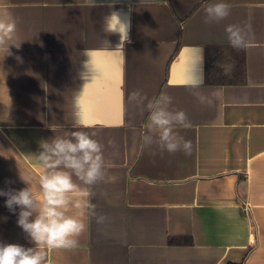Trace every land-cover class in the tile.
Returning <instances> with one entry per match:
<instances>
[{
  "label": "crops",
  "instance_id": "crops-1",
  "mask_svg": "<svg viewBox=\"0 0 264 264\" xmlns=\"http://www.w3.org/2000/svg\"><path fill=\"white\" fill-rule=\"evenodd\" d=\"M214 2L0 0L20 44L0 51V188L38 176L39 143L77 130L97 134L114 177L92 187L103 221L48 264H264V0H224L228 18L206 23ZM246 23L252 44L235 49L225 27ZM105 88L116 103L98 114ZM135 90L186 112L190 155L143 145ZM4 199L0 241L32 246Z\"/></svg>",
  "mask_w": 264,
  "mask_h": 264
},
{
  "label": "clouds",
  "instance_id": "clouds-1",
  "mask_svg": "<svg viewBox=\"0 0 264 264\" xmlns=\"http://www.w3.org/2000/svg\"><path fill=\"white\" fill-rule=\"evenodd\" d=\"M230 5L216 0L204 8L205 22H220L230 15ZM17 23L11 10L0 3V51L10 54L17 46ZM228 43L235 49H247L252 44L249 23L228 24L225 27ZM229 74L233 65L222 66ZM202 103L210 100L200 92L193 93ZM141 114L147 112L146 131L141 140L146 148L155 146L161 152L190 155L192 143L180 135L178 128L190 127L186 112L173 107V97L166 91L149 98L141 90L129 94ZM90 131H72L53 135L39 143L34 153L39 175L18 171L23 187L15 188L17 181L5 180L0 188L4 207L16 216V224L32 246L0 241V264H48V250L75 248L88 229V220L94 217L102 222L91 202L92 187L108 182L104 145Z\"/></svg>",
  "mask_w": 264,
  "mask_h": 264
},
{
  "label": "snow or ice",
  "instance_id": "snow-or-ice-1",
  "mask_svg": "<svg viewBox=\"0 0 264 264\" xmlns=\"http://www.w3.org/2000/svg\"><path fill=\"white\" fill-rule=\"evenodd\" d=\"M104 96H105V105L103 110H97L98 114H102L103 111H106L108 108H111L116 103L112 93L107 88L104 89Z\"/></svg>",
  "mask_w": 264,
  "mask_h": 264
},
{
  "label": "trees",
  "instance_id": "trees-1",
  "mask_svg": "<svg viewBox=\"0 0 264 264\" xmlns=\"http://www.w3.org/2000/svg\"><path fill=\"white\" fill-rule=\"evenodd\" d=\"M173 243H183L185 242L186 240H183V239H172L171 240ZM187 242V241H186Z\"/></svg>",
  "mask_w": 264,
  "mask_h": 264
}]
</instances>
